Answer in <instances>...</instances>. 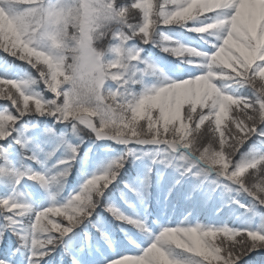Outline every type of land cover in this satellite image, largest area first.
Here are the masks:
<instances>
[{
    "label": "snow or ice",
    "instance_id": "obj_1",
    "mask_svg": "<svg viewBox=\"0 0 264 264\" xmlns=\"http://www.w3.org/2000/svg\"><path fill=\"white\" fill-rule=\"evenodd\" d=\"M0 264H264V0H0Z\"/></svg>",
    "mask_w": 264,
    "mask_h": 264
},
{
    "label": "trees",
    "instance_id": "obj_2",
    "mask_svg": "<svg viewBox=\"0 0 264 264\" xmlns=\"http://www.w3.org/2000/svg\"><path fill=\"white\" fill-rule=\"evenodd\" d=\"M0 103H3V102H0Z\"/></svg>",
    "mask_w": 264,
    "mask_h": 264
}]
</instances>
